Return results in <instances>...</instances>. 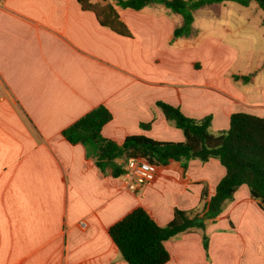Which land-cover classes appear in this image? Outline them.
<instances>
[{
	"label": "crops",
	"instance_id": "obj_1",
	"mask_svg": "<svg viewBox=\"0 0 264 264\" xmlns=\"http://www.w3.org/2000/svg\"><path fill=\"white\" fill-rule=\"evenodd\" d=\"M117 9L130 36L78 0H0V264H128L109 234L113 223L142 206L165 225L176 208L197 207L203 190L208 198L225 174L217 158L170 159L131 188L62 133L93 108L112 112L103 134L120 143L132 134L184 140L158 101L190 117L210 114L220 131L234 112L264 115L237 84L222 86L213 69L201 75L198 56L219 37L195 25L196 35L175 37L181 17L162 4ZM166 246L165 264H264V210L242 185L219 216ZM45 248L53 251L39 261Z\"/></svg>",
	"mask_w": 264,
	"mask_h": 264
},
{
	"label": "trees",
	"instance_id": "obj_2",
	"mask_svg": "<svg viewBox=\"0 0 264 264\" xmlns=\"http://www.w3.org/2000/svg\"><path fill=\"white\" fill-rule=\"evenodd\" d=\"M233 1L249 6L253 0H78L83 9L95 12L99 22L112 30L131 35L120 19L117 7L142 9L149 4H162L171 13L181 17L174 28L175 37L197 34L194 27L198 10L211 14L221 13V3ZM264 9V0H255ZM254 73L234 75V79L251 81ZM165 116L184 132L182 141H162L143 134H132L123 142L103 134V127L113 118L112 112L101 104L63 129L71 143L85 146L87 156L97 166L111 175H124L132 158H145L156 164H166L170 159L185 161L198 158L208 161L217 158L225 168L214 192L207 198L203 190L197 207L184 210L176 208L173 218L165 225L159 224L147 209L139 206L109 227V234L128 264H165L171 255L166 241L189 228H204L206 220L219 216L236 191L247 185L250 195L264 210V115L248 111L231 114L229 128L218 133L208 131L212 116L194 118L183 113L177 105L158 101ZM142 126L147 124L142 123ZM186 167V164L184 165ZM208 244L205 236V245Z\"/></svg>",
	"mask_w": 264,
	"mask_h": 264
},
{
	"label": "rangeland",
	"instance_id": "obj_3",
	"mask_svg": "<svg viewBox=\"0 0 264 264\" xmlns=\"http://www.w3.org/2000/svg\"><path fill=\"white\" fill-rule=\"evenodd\" d=\"M220 7L222 9L219 15L211 14L205 9L198 10L195 14L194 25L201 33L219 37V43L214 50L206 51L204 48L205 54L198 56L203 62L201 75H210L213 69L222 86L230 82L237 84L236 87L241 89L250 105L260 102L258 105L264 109V9L255 0L249 6L228 1ZM189 59L187 56L182 57L183 68L189 64ZM251 73L254 75L249 82L234 79V75ZM167 80L174 79L167 77ZM219 125L220 121H216L215 125H210L208 131H220L217 128ZM52 251V248L42 249L38 260L41 261L42 257Z\"/></svg>",
	"mask_w": 264,
	"mask_h": 264
},
{
	"label": "built area",
	"instance_id": "obj_4",
	"mask_svg": "<svg viewBox=\"0 0 264 264\" xmlns=\"http://www.w3.org/2000/svg\"><path fill=\"white\" fill-rule=\"evenodd\" d=\"M157 172V166L149 160L141 157L132 158L127 163V171L124 174L131 188H135L137 184H144L152 180ZM84 226L86 221L81 220Z\"/></svg>",
	"mask_w": 264,
	"mask_h": 264
}]
</instances>
